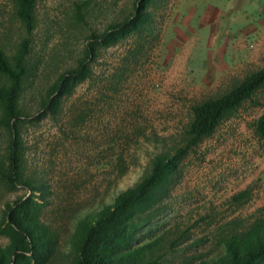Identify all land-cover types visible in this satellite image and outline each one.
<instances>
[{"label":"rangeland","instance_id":"374dc122","mask_svg":"<svg viewBox=\"0 0 264 264\" xmlns=\"http://www.w3.org/2000/svg\"><path fill=\"white\" fill-rule=\"evenodd\" d=\"M224 1L152 0L148 31L98 46L88 58L87 77L61 97L58 111L33 120L57 77L86 58L89 36L130 16L139 0H36L31 32L13 0H0V48L10 63L22 40L29 45L18 99L25 116L19 126L22 177L44 190L11 187L0 176V248L9 243L3 234L6 204L34 195L43 205L39 219L55 239L43 264H69L77 222L144 177L154 156L174 153L191 106L264 66V33L214 52L208 41L191 36L193 23L217 19L214 6ZM8 84L0 73V87ZM261 115L264 87L186 152L176 181L155 192L158 201L147 211L152 219L125 247L147 244L143 257L157 264H193L222 254L226 236L263 215L264 138L256 131ZM8 144V129L0 125L1 171Z\"/></svg>","mask_w":264,"mask_h":264},{"label":"trees","instance_id":"16d2710c","mask_svg":"<svg viewBox=\"0 0 264 264\" xmlns=\"http://www.w3.org/2000/svg\"><path fill=\"white\" fill-rule=\"evenodd\" d=\"M151 1L139 0L130 16L121 22L109 24L100 34L89 36L85 47L86 58L57 77L41 100L40 114L33 117V120L58 111L61 97L69 94L87 77L88 58L95 55L98 46L109 45L142 30L148 31L151 12L147 7ZM13 2L18 19L25 30L31 32L35 25L36 0ZM28 52V42L22 40L13 57V65L0 48V73L9 79L8 86L0 87V106L3 112L0 125L5 126L9 132L6 169L0 170V176L11 187L21 185L31 191L43 192L42 186H32L22 177L19 126L25 116L18 107V99L26 73L25 59ZM263 87L264 66L246 75L221 95L193 104L190 108L192 117L182 134V144L174 146V153L169 155L161 152L154 156L149 161L150 170L144 177L118 193L111 204L104 205L94 214L77 222L70 238L73 258L69 264H157L144 259L147 244L126 248L139 227L152 219V214L147 211L158 201L155 192L162 188L166 190L176 181L178 162L192 146L210 135L226 116ZM256 131L264 138V115L256 121ZM42 206L34 195L25 199L17 198L6 204L3 234L9 238V243L0 248V264H31V261L43 264L48 261L55 239L50 228L39 219ZM135 219H138L137 222ZM223 246L224 252L219 256L200 259L193 264H264V214L243 230L233 231L226 236Z\"/></svg>","mask_w":264,"mask_h":264},{"label":"crops","instance_id":"0c3cea01","mask_svg":"<svg viewBox=\"0 0 264 264\" xmlns=\"http://www.w3.org/2000/svg\"><path fill=\"white\" fill-rule=\"evenodd\" d=\"M215 5L218 18L193 23L195 32L191 34H197L202 42L208 41L205 46L211 51L222 46L226 49L236 47L242 39L258 38L264 33V0H226ZM233 55L232 52L230 57H226V63L232 61Z\"/></svg>","mask_w":264,"mask_h":264}]
</instances>
